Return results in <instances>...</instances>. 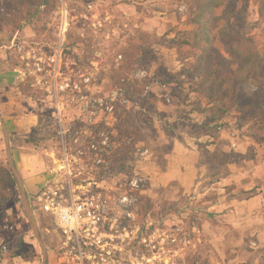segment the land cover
I'll return each mask as SVG.
<instances>
[{"label": "rangeland", "instance_id": "1", "mask_svg": "<svg viewBox=\"0 0 264 264\" xmlns=\"http://www.w3.org/2000/svg\"><path fill=\"white\" fill-rule=\"evenodd\" d=\"M8 9L0 0V27ZM202 10L211 40L198 60L185 58L181 40ZM20 24L15 33L0 30V114L48 264L59 235L33 197L63 180L65 150L72 156L101 132L112 180L139 182L138 217L152 233L146 257L225 258L216 228L229 231L226 210L208 208L264 199V0H45ZM122 65L125 78L116 82L111 75ZM93 159H70L71 168L86 171ZM0 168L11 171L1 122ZM8 188L0 264H42L19 190Z\"/></svg>", "mask_w": 264, "mask_h": 264}, {"label": "built area", "instance_id": "2", "mask_svg": "<svg viewBox=\"0 0 264 264\" xmlns=\"http://www.w3.org/2000/svg\"><path fill=\"white\" fill-rule=\"evenodd\" d=\"M90 139L72 156L65 150L59 170L63 180L48 182L33 197L35 208L52 218L59 235L55 264H162L145 255L152 233L138 217L141 197L134 191L139 182L112 180L105 158L108 136L101 132ZM89 154L94 158L90 168H71L70 159Z\"/></svg>", "mask_w": 264, "mask_h": 264}, {"label": "crops", "instance_id": "3", "mask_svg": "<svg viewBox=\"0 0 264 264\" xmlns=\"http://www.w3.org/2000/svg\"><path fill=\"white\" fill-rule=\"evenodd\" d=\"M170 166L168 159L167 168ZM262 183L261 189L264 190V179ZM208 209H214L217 213L226 210L221 215L224 217L221 221L230 224H227L229 231L224 232L223 226L216 228V236L220 237L218 241L222 244L218 246V252L222 258L225 257L216 264H264V199L260 194L250 198L234 197L229 201L220 199ZM196 232L203 234V230ZM232 237H237L235 242L231 240Z\"/></svg>", "mask_w": 264, "mask_h": 264}, {"label": "trees", "instance_id": "4", "mask_svg": "<svg viewBox=\"0 0 264 264\" xmlns=\"http://www.w3.org/2000/svg\"><path fill=\"white\" fill-rule=\"evenodd\" d=\"M9 5L8 14H4L1 17L3 25L0 27L1 31L8 30L9 32L15 33L17 30L21 29V22L29 20L35 11L45 2V0H6ZM208 20L205 17V12L202 10L198 12L195 18V23L197 24L196 29L185 32V37L181 40L182 49L186 53L185 58L193 57L195 60L201 56L202 41L205 43L210 42V33ZM10 25V26H8ZM200 49V50H199ZM125 66L113 71L111 78L116 82L124 79L127 69ZM138 94V93H137ZM139 95V94H138ZM217 110H213L214 115ZM8 185L16 187L15 180L11 171L5 168H0V206L5 205L6 201L11 198L14 194Z\"/></svg>", "mask_w": 264, "mask_h": 264}, {"label": "water", "instance_id": "5", "mask_svg": "<svg viewBox=\"0 0 264 264\" xmlns=\"http://www.w3.org/2000/svg\"><path fill=\"white\" fill-rule=\"evenodd\" d=\"M0 122L2 124V128H3V132H4V140H5V145H6V153H7V160H8V164L9 167L11 169L13 178L15 180L16 186L19 190L20 196H21V200H22V206L25 210V213L28 217V220L30 222V226L32 229V232L40 246L41 249V254H42V264H48V250L46 245L44 244L42 235L40 233L39 227L37 225L35 216H34V212L30 203V199L28 196V192L26 190L25 184H24V180L22 178V176L20 175L17 166L15 164V161L13 159L12 153H11V148H10V138H9V132L6 128V125L2 119V116L0 114Z\"/></svg>", "mask_w": 264, "mask_h": 264}]
</instances>
